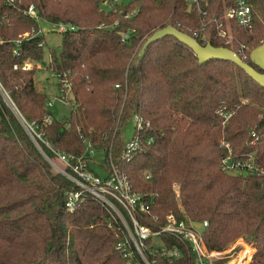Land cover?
I'll return each mask as SVG.
<instances>
[{"label":"trees","instance_id":"1","mask_svg":"<svg viewBox=\"0 0 264 264\" xmlns=\"http://www.w3.org/2000/svg\"><path fill=\"white\" fill-rule=\"evenodd\" d=\"M225 2L0 0V264H126L116 249L123 237L119 223L102 202L87 194L75 210L67 209L76 185L50 164L46 155L55 154L49 146L85 155L89 169L88 151L106 152L107 172L112 160L136 191L154 199L161 224L168 212L207 221L210 250L223 252L243 238L255 247L250 264H264V173L228 174L220 165L227 154L223 139L234 158L253 155L264 170V87L230 60L200 62L173 35L142 52L152 34L171 25L202 45L227 47L242 58L244 44L251 53L264 43V0H250L251 28L232 21L231 37L223 38L213 16L221 19ZM31 4L38 18L28 14ZM40 20L76 26L60 33L58 48L49 46V66L71 106L61 120L36 86L48 46ZM222 111L232 112L227 122ZM136 114L145 125L133 133L141 148L127 160L121 128ZM212 262L228 264L229 257Z\"/></svg>","mask_w":264,"mask_h":264},{"label":"built area","instance_id":"2","mask_svg":"<svg viewBox=\"0 0 264 264\" xmlns=\"http://www.w3.org/2000/svg\"><path fill=\"white\" fill-rule=\"evenodd\" d=\"M186 1L191 7L211 6V0ZM28 9L29 15L38 18V11L33 4ZM202 13L208 16V11L202 10ZM220 15H222V20L218 14H215L213 19L218 21L217 33L223 38L231 37L232 21L248 28L253 26V10L250 0H227ZM54 25L60 33L76 29V26L70 22H59ZM205 26L206 24L203 29ZM194 34L198 35L197 31H194ZM28 36L29 33L24 34V37ZM128 37V34H125L124 41ZM246 48L247 46L242 44L239 49L244 60L251 57V53H246ZM25 67L29 68L28 65ZM48 105L52 106V102L50 101ZM221 115L227 122L232 112L222 111ZM52 119L53 117L49 116L47 121L51 122ZM134 119L136 132L144 129V119L138 114L134 115ZM27 129L31 135L36 133L34 125L28 124ZM36 134L40 137L38 133ZM220 147L227 151L220 163L224 172L228 174L234 172L239 174L264 173L262 168L254 164L253 155H249L245 160L234 158L232 147L223 139L220 140ZM49 148L65 165V169H59V172L76 185V188L70 190L67 195V209L75 210L87 194L102 202L111 216L119 223L123 237L119 240L116 249L120 250L123 257L127 259L126 264H184L185 260H188V264H213L212 261L216 254L221 253L212 251L206 246L203 231L196 226L200 222L190 218L181 219L172 212H168L161 224L160 216L152 211L154 199H147L142 193L136 191L130 179L115 167L112 160L107 174L100 176L88 168V159L85 155L76 157L52 146ZM139 148H141L140 138L135 133L132 139L125 143L123 158L132 160ZM88 152L92 155L90 150ZM46 157L49 159L48 155ZM202 224L203 228L208 226L207 221ZM247 257H250V254ZM243 263L240 260V264Z\"/></svg>","mask_w":264,"mask_h":264},{"label":"rangeland","instance_id":"3","mask_svg":"<svg viewBox=\"0 0 264 264\" xmlns=\"http://www.w3.org/2000/svg\"><path fill=\"white\" fill-rule=\"evenodd\" d=\"M118 2L127 3L129 0H117ZM105 9H109V3L105 2L103 4ZM40 25L42 27L43 33L45 34V41L48 42V46L44 47L43 50V60L37 65L38 70L35 72V80L36 86L39 89L45 91L48 96L49 102H52L51 110L56 117V119L61 120L64 117H67L70 114L71 106L69 102L63 99V92L59 89L58 86V76L56 73L52 71L49 66L50 58L49 57V46L52 48H58L61 44V34L58 32L57 27L54 24L46 23L43 20H40ZM5 94V93H4ZM6 99L8 96L5 94ZM8 103L11 105L10 99H8ZM135 131V119L134 116L129 118L121 128V136L125 142H128L132 139L133 133ZM92 155L89 160V167L94 172L100 175H106L107 169L105 168V162L107 159L106 152L102 150H96L94 148L90 149ZM57 159V160H56ZM48 161L50 164L57 170L65 169V165L61 162L59 158L55 155L49 157ZM235 174H239L238 172H234ZM198 229L203 231V224L200 222L196 225ZM156 243H159L158 240H155ZM246 251H250L246 253ZM255 247L252 244H247L243 240V238L237 239L230 248L221 252L220 254H216L214 259L217 256H227L229 257V262H233L232 264H240V260H242L243 264H250L251 257H247L251 252L254 253ZM213 259V260H214Z\"/></svg>","mask_w":264,"mask_h":264},{"label":"water","instance_id":"4","mask_svg":"<svg viewBox=\"0 0 264 264\" xmlns=\"http://www.w3.org/2000/svg\"><path fill=\"white\" fill-rule=\"evenodd\" d=\"M165 35H173L185 42L193 50V52L198 55L200 62L209 61L211 58H218L226 61L230 60L234 62L240 68L244 69L256 83H260L264 87V43L253 49L250 57L252 64L261 70H257L253 65L246 62L237 52L227 47H215L211 44V42L206 45H202L197 38L192 37L191 35L179 30L178 28L176 29L171 25L161 28L152 34L145 43L142 52L150 43L161 39V37Z\"/></svg>","mask_w":264,"mask_h":264},{"label":"bare ground","instance_id":"5","mask_svg":"<svg viewBox=\"0 0 264 264\" xmlns=\"http://www.w3.org/2000/svg\"><path fill=\"white\" fill-rule=\"evenodd\" d=\"M57 160V159H56Z\"/></svg>","mask_w":264,"mask_h":264}]
</instances>
